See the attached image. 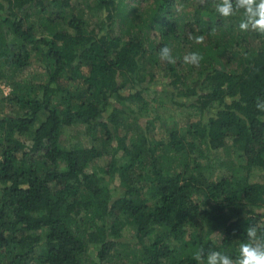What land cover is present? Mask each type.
<instances>
[{
	"label": "trees",
	"instance_id": "trees-1",
	"mask_svg": "<svg viewBox=\"0 0 264 264\" xmlns=\"http://www.w3.org/2000/svg\"><path fill=\"white\" fill-rule=\"evenodd\" d=\"M72 1L0 0V80L32 59L43 69L10 83L0 109V264H198L201 247L237 258L249 225L264 233V179H250L264 178V34L241 31L214 0H92L94 25ZM190 52L199 66L184 62ZM153 85L199 119L153 139ZM79 126L92 144L66 147ZM128 226L133 250L119 242Z\"/></svg>",
	"mask_w": 264,
	"mask_h": 264
},
{
	"label": "rangeland",
	"instance_id": "rangeland-1",
	"mask_svg": "<svg viewBox=\"0 0 264 264\" xmlns=\"http://www.w3.org/2000/svg\"><path fill=\"white\" fill-rule=\"evenodd\" d=\"M192 1V0H190ZM92 0H73L71 3V11H73L76 14H85V20L88 21V23L94 25L97 22L101 21V12L97 11L95 9L88 8L91 6ZM131 4V3H130ZM133 6L132 8L137 9L138 11L142 12L146 10V5L143 3H135L131 4ZM69 11V10H68ZM70 12V11H69ZM32 67L28 69V71L23 75L22 77L18 78L16 77L12 81H5L0 80V109L7 108L6 102L3 101V99L10 93L12 87L10 86V83H16L19 79L27 80L32 79V77H37L40 81L42 77L40 75L42 74V64L37 63V61H34L32 59ZM142 86H145L146 83H142ZM164 85H153L150 87V89L145 90L144 97L146 101L148 102V110L147 115L150 118H154L156 115L159 117L154 127H152L151 130V137L153 139H159L162 136H164L168 130L173 129H182L187 124L196 122L199 119V115L192 109H185L178 107L176 105H173L171 102V95L170 92L167 90H164ZM126 91V90H125ZM126 92H123V95H125ZM156 114V115H155ZM130 120L127 118V122L131 124L132 131H130V134L136 132V134L141 132L140 127H137L136 123L133 122L134 115H129ZM145 117V116H144ZM130 135V136H131ZM88 135L84 133V126H79L75 128L66 129L63 133V143L68 147L70 144H80L89 147L92 142L91 138ZM100 137V133H98V136ZM93 144H100L99 141H94ZM221 159H224L223 155L220 154ZM108 158L105 157L103 159L97 160L94 163H92L89 168L88 172L96 171L101 167H104L107 163ZM220 172H223L220 170ZM226 172V171H225ZM104 180L102 181L103 185L106 186L112 193H120L121 190L116 183V178H110V177H104ZM251 181L258 182L263 181V175L260 174L258 171L252 172L250 176ZM135 235V231L133 227H126L122 231L121 238L119 239V242L122 244H129V248L133 250L135 248V245L132 244L133 237ZM120 250V249H119ZM96 254L97 249L96 247L90 246L88 250V260L89 261H95L96 260ZM117 264H131V262H123L120 261V259L116 260Z\"/></svg>",
	"mask_w": 264,
	"mask_h": 264
},
{
	"label": "clouds",
	"instance_id": "clouds-1",
	"mask_svg": "<svg viewBox=\"0 0 264 264\" xmlns=\"http://www.w3.org/2000/svg\"><path fill=\"white\" fill-rule=\"evenodd\" d=\"M215 12L223 18L241 16L239 29L243 32L255 31L264 34V0H214ZM196 43H203V35L192 37ZM159 57L162 61L175 63L172 49L163 46L159 49ZM184 62L193 66H199L203 57L198 52H190L184 56ZM258 111L264 112V97L256 100ZM221 237L220 234L212 233ZM247 241L241 242L239 255L233 259L220 251L208 250L205 253L203 247L193 254L198 264H264V233H260L255 225L246 228Z\"/></svg>",
	"mask_w": 264,
	"mask_h": 264
}]
</instances>
